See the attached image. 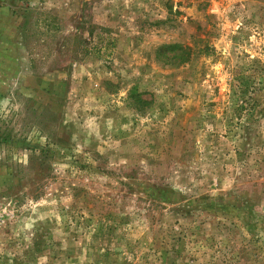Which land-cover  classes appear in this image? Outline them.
Here are the masks:
<instances>
[{
    "label": "rangeland",
    "instance_id": "374dc122",
    "mask_svg": "<svg viewBox=\"0 0 264 264\" xmlns=\"http://www.w3.org/2000/svg\"><path fill=\"white\" fill-rule=\"evenodd\" d=\"M0 264H264V0H0Z\"/></svg>",
    "mask_w": 264,
    "mask_h": 264
}]
</instances>
